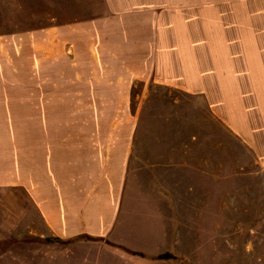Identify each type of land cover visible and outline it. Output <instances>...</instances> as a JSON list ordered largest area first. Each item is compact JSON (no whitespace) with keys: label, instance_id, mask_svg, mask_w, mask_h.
I'll use <instances>...</instances> for the list:
<instances>
[{"label":"rangeland","instance_id":"obj_1","mask_svg":"<svg viewBox=\"0 0 264 264\" xmlns=\"http://www.w3.org/2000/svg\"><path fill=\"white\" fill-rule=\"evenodd\" d=\"M76 8L0 0V264H72L39 209L86 175L64 165L65 134L96 129L105 142L116 125L134 128L135 146L115 228L96 245L110 254L87 264H264V165L192 96L142 83L119 93L94 86L88 62L68 69L55 29Z\"/></svg>","mask_w":264,"mask_h":264},{"label":"crops","instance_id":"obj_2","mask_svg":"<svg viewBox=\"0 0 264 264\" xmlns=\"http://www.w3.org/2000/svg\"><path fill=\"white\" fill-rule=\"evenodd\" d=\"M64 1L67 16L77 8L55 29L65 48L54 54L64 53L68 69L88 62L93 85L119 93L142 83L192 96L264 165V0ZM117 95L115 102L128 101ZM98 134L89 130L81 142L65 134L64 152L75 154L64 165L86 175L67 177L63 197L47 193L39 209L49 242L72 264L110 254L85 237L102 242L112 234L135 146L132 127L110 126L105 142Z\"/></svg>","mask_w":264,"mask_h":264},{"label":"trees","instance_id":"obj_3","mask_svg":"<svg viewBox=\"0 0 264 264\" xmlns=\"http://www.w3.org/2000/svg\"><path fill=\"white\" fill-rule=\"evenodd\" d=\"M85 239H87V240H91V241H98L99 239H94V238H90V237H85ZM66 243H71V241L69 242H66ZM65 244V243H64ZM161 259H163V258H166V256L165 257H163V256H161L160 257Z\"/></svg>","mask_w":264,"mask_h":264}]
</instances>
